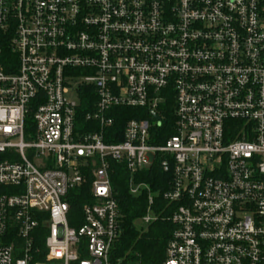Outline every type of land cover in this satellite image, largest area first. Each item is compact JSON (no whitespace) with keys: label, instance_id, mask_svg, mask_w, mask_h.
I'll use <instances>...</instances> for the list:
<instances>
[{"label":"built area","instance_id":"1","mask_svg":"<svg viewBox=\"0 0 264 264\" xmlns=\"http://www.w3.org/2000/svg\"><path fill=\"white\" fill-rule=\"evenodd\" d=\"M0 36V264H113L115 168L161 264H264V0H0Z\"/></svg>","mask_w":264,"mask_h":264},{"label":"trees","instance_id":"2","mask_svg":"<svg viewBox=\"0 0 264 264\" xmlns=\"http://www.w3.org/2000/svg\"><path fill=\"white\" fill-rule=\"evenodd\" d=\"M0 47V65L8 71L10 61L12 59L14 61V55L8 45V38L3 39L0 36ZM164 113L166 122H172L170 102L166 104ZM131 117L132 115H129L126 119ZM162 178L163 173L157 166L139 174V180L154 189L159 188ZM112 184L121 215V233L112 247L111 262L113 264H161L165 259L166 246L173 231V225L165 219L168 213H161L165 202L159 197L156 198L157 219L147 227H143L139 220L145 212L146 195L132 196L129 193L127 174L123 169L115 168L112 174ZM88 187L89 182L71 190L68 194L70 204L68 220L72 227L77 228L80 224L81 206L88 200ZM38 233L41 238L45 235L44 226L39 227Z\"/></svg>","mask_w":264,"mask_h":264},{"label":"rangeland","instance_id":"3","mask_svg":"<svg viewBox=\"0 0 264 264\" xmlns=\"http://www.w3.org/2000/svg\"><path fill=\"white\" fill-rule=\"evenodd\" d=\"M143 227H147V226L143 225Z\"/></svg>","mask_w":264,"mask_h":264},{"label":"water","instance_id":"4","mask_svg":"<svg viewBox=\"0 0 264 264\" xmlns=\"http://www.w3.org/2000/svg\"><path fill=\"white\" fill-rule=\"evenodd\" d=\"M154 118H157V117L154 115Z\"/></svg>","mask_w":264,"mask_h":264}]
</instances>
